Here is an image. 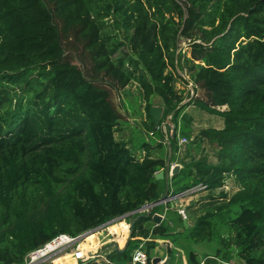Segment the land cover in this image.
Here are the masks:
<instances>
[{
  "label": "trees",
  "instance_id": "16d2710c",
  "mask_svg": "<svg viewBox=\"0 0 264 264\" xmlns=\"http://www.w3.org/2000/svg\"><path fill=\"white\" fill-rule=\"evenodd\" d=\"M114 13L133 29V68L114 59L117 47L106 30ZM180 35L193 46L187 62L194 94L185 104L166 72ZM133 80L148 101L150 130L168 115L177 128L189 105L224 118L223 127L202 131L217 144L218 162L180 157L173 192L202 184L215 199L221 189L226 202L208 205L188 230L196 241H211L215 211L237 207V248L224 240L203 257L190 249L188 264H242L236 255L244 264H264V0H0V264L22 263L60 233L77 236L166 192V178L155 174L167 160L153 155L154 144L145 141L140 157L114 134L125 118L116 96ZM154 94L164 105L158 123L150 115ZM169 142L177 152V131ZM229 176L239 183L230 198L222 190ZM156 208L134 218L127 248L112 250L111 261L131 264L129 247L148 238L146 264H153L159 240L174 242L184 232L171 208L156 224ZM88 240L95 249L98 236ZM167 254L170 264V246Z\"/></svg>",
  "mask_w": 264,
  "mask_h": 264
},
{
  "label": "rangeland",
  "instance_id": "374dc122",
  "mask_svg": "<svg viewBox=\"0 0 264 264\" xmlns=\"http://www.w3.org/2000/svg\"><path fill=\"white\" fill-rule=\"evenodd\" d=\"M117 17L118 15L114 13L112 14V16L106 19V30L112 36V40L117 47L114 59L116 61H119L121 58H123L125 60L124 66L133 68L134 65L130 63V59L131 57L137 58V55L133 51L131 45L133 29H128L126 26L120 23V21H117ZM191 58H193V46L190 45L189 41L186 38L180 35L178 37L177 45L175 48V65H170L166 72H172L174 74V87L176 88L178 93H182L184 97L182 104H185L189 100V95L192 94V86L190 83L192 82L191 73L189 71L190 64L187 62V59ZM142 66L143 65L140 64V67ZM185 79H187L188 81ZM116 100L121 106L125 118H122L115 128V137L117 140L126 141L130 149L138 153L140 157L144 156L143 151H141L143 149V143L145 141H149V143L154 144V156H163L167 161L170 157L172 162H177V164H180L181 167L183 166V164L180 163V157H184L185 160H190L191 158H199L200 156L205 155L209 158L210 162H218L217 144L211 141L208 137L202 136V131L203 129L209 127H223L224 118L222 116L208 113L205 110H202L199 106L189 105L184 108L181 115L179 116L177 128H175V123L172 119V115H168L165 118H162V130L156 131V134L152 136L150 135V131L154 128L151 130L149 129V121L147 118L146 106L148 101L144 98V92L140 84L137 81L133 80L124 90L120 92V94H118V96H116ZM149 102L154 106H162L164 109L162 99L157 94L152 95ZM174 131H177L178 141L179 138H188L187 142L182 145V147L185 149L182 151L183 154L180 157H178L177 152H173L172 150H170L171 147L169 145V139L170 136L174 134ZM159 142H162L163 145L158 146L157 144ZM186 152H189L188 157H186ZM173 181L174 179L172 177L169 180L167 178L165 179L166 186L168 185V188L170 187V190H173L175 186L173 184ZM238 188V181L233 176H229L227 178L226 185L224 186V188H222V190H225V192L228 193V198H230V196ZM220 191L221 189L213 191L212 194L216 196L215 199H210L208 197L209 192L205 189L197 190L195 194H193L192 198L190 199L191 205L187 209L191 222H194L198 215L204 213L207 207H214L215 205L226 202V197H222L220 195ZM164 207V204H160L156 209L161 212L164 210ZM171 209L173 210V208ZM239 211L240 209H238L237 207L225 209L222 211H215V216L213 219L214 234L211 241L194 240L190 236L191 233L188 230L189 228H185V230L183 228L184 232L176 233L172 238L175 239V241L173 242L174 260L170 264H188V251L190 249L197 252L201 257L205 256L206 254H214L217 248L224 247L222 244L224 240H226L228 243L227 248H230L231 251L234 250L236 246L235 236L237 230L235 224L233 223V219L237 216ZM168 216L169 218H172L174 216V212L170 211ZM173 220L175 221V218H173ZM176 224L180 223L176 221ZM173 230L176 229L173 228ZM95 232L98 234L97 231ZM92 233L94 232H89L85 236V238ZM85 238H82L81 240H79V242L83 241ZM128 238L129 234L124 239V241L119 240V246L121 248L125 245ZM160 242L161 243H158V245L151 250L153 255L164 256L167 253V250L163 246V244L166 243L167 245L168 240L162 238ZM132 251L133 247L130 246L128 249V253H132ZM68 258L70 261H68ZM235 259L238 260V262L244 264V261L241 260L237 255L235 256ZM112 262L114 264H127V261L118 256L112 258ZM75 263L76 261L73 262V257H71V251L60 253L54 259L48 261V264ZM78 264L92 263L89 261H80Z\"/></svg>",
  "mask_w": 264,
  "mask_h": 264
},
{
  "label": "built area",
  "instance_id": "2783aa9c",
  "mask_svg": "<svg viewBox=\"0 0 264 264\" xmlns=\"http://www.w3.org/2000/svg\"><path fill=\"white\" fill-rule=\"evenodd\" d=\"M190 41V39H188ZM192 86V95L194 94V87L193 82H190ZM162 130V125H157L155 130L150 131V135L154 136L156 134V131ZM188 138L183 137L179 138L178 146L179 149L177 151L178 157H180L183 153L182 151L185 149L182 147L187 142ZM143 153L145 155V152L143 150ZM177 164V162L170 161V166L163 167V169L166 170L168 180L173 177V167ZM205 189V186L202 184H198L192 188H189L185 191H181L178 193H174L173 190H170L168 188V196L164 201L160 204H164V210L163 212H156L163 216V219L166 217L167 212L170 208H173L177 213H179L183 220L187 219L189 220L188 215V206L191 204L190 199L195 194L197 190ZM186 198V199H184ZM150 203H147L143 205L142 207L135 209L133 211H130L128 213H125L123 215L116 216L98 226H96L93 230L90 229L77 235L72 236L68 233H60L53 237L48 242L44 243L43 245L32 249L27 252V254L24 257V261L22 263H13V264H41L43 262H47L54 259L56 256H58L60 253L71 251L72 256L77 261H93L97 260L101 262L102 264H114L111 259L108 257V254L115 249L116 246H119V240H118V233H112L110 232L109 228L116 224L117 222H120L122 220L127 222V229L128 234L132 232L133 228V220L136 218L139 214H142L143 212H146V210H142L144 206L148 207ZM158 204V205H160ZM155 205V206H158ZM154 206V207H155ZM154 209V208H153ZM126 219V220H125ZM129 219V220H128ZM156 224H158L156 222ZM98 232V246L95 249L88 250L87 252L83 250L82 248L78 247L79 240L82 238H85V236L89 232ZM123 235V234H122ZM148 238H145L143 242L140 243L139 246H137L132 253V259L131 264H146L149 260V254L145 248V242ZM78 242V243H77ZM113 243H116L117 245L114 246ZM110 244H113L112 247H109ZM105 245V246H104ZM104 246V247H103ZM170 246V244L166 245V248ZM103 247V248H102ZM120 247V246H119ZM172 248V247H171ZM74 250V251H73ZM154 257V256H153ZM162 257V256H161ZM152 259V257H151ZM164 260H166L165 257H162V260L158 263L161 264Z\"/></svg>",
  "mask_w": 264,
  "mask_h": 264
},
{
  "label": "water",
  "instance_id": "95a60500",
  "mask_svg": "<svg viewBox=\"0 0 264 264\" xmlns=\"http://www.w3.org/2000/svg\"><path fill=\"white\" fill-rule=\"evenodd\" d=\"M162 114H163V107L162 106H158V105L151 106V108H150V115L152 117V120L155 123H158L160 121V119L162 118ZM170 161H171V159L169 157L168 158V161L166 163V166L167 167L170 166ZM180 168H181L180 164H175L174 167H173V175L177 174L179 172ZM155 177L157 179H163V178H167L168 179L166 170L163 169V168L160 169L158 172H156ZM168 191L169 190L167 189L166 192L162 195V197L160 199H158V200H156L154 202H151L148 207L144 206V208L142 210H146L147 213H151L153 211V208H154L155 205H158V204L162 203L164 201V199L167 198ZM140 216H142V214H139L137 216V218L140 217ZM153 220L159 224V223H161L163 221V216L161 214H159V213H155L153 215ZM183 224H184V227L186 229L190 228V226H191L190 223H189V221L187 219H184L183 220ZM93 229H91V230H93ZM131 235H132V232L130 233L129 238L127 239L125 245L122 248L119 247V246H116L117 245L116 243H113L114 246H116L115 249L117 251H119V252H124L125 249L128 246V243H129L130 239H131ZM113 244H110L109 247H112ZM161 260H162V257L161 256H154L152 262H153V264H158ZM169 261H170V257H167L166 260H164L161 264L169 263ZM89 262H91L92 264H102L101 262H99L97 260H93V261H89Z\"/></svg>",
  "mask_w": 264,
  "mask_h": 264
},
{
  "label": "bare ground",
  "instance_id": "6f19581e",
  "mask_svg": "<svg viewBox=\"0 0 264 264\" xmlns=\"http://www.w3.org/2000/svg\"><path fill=\"white\" fill-rule=\"evenodd\" d=\"M109 230H110L111 234H112V233H118V240H120L121 236H123L122 234H124V232H125L126 230H128V229H127V222L124 221V220H122V221H120V222H117L116 224H113V225L109 228ZM92 235H96V236H98L97 233H92V234L88 235L83 241H81V242L79 243L78 247L82 248V249L85 250L86 252H87L88 250H92V249H94L95 244L92 242V240H88V241H87V238L90 237V236H92ZM120 241H121V240H120ZM97 246H98V245H97ZM73 251H74V250H73ZM71 257H73L72 254H71ZM73 259L76 261V259H75L74 257H73Z\"/></svg>",
  "mask_w": 264,
  "mask_h": 264
},
{
  "label": "crops",
  "instance_id": "0c3cea01",
  "mask_svg": "<svg viewBox=\"0 0 264 264\" xmlns=\"http://www.w3.org/2000/svg\"><path fill=\"white\" fill-rule=\"evenodd\" d=\"M191 198H192V197H191ZM190 205H191V204H190ZM190 205H189V206H190ZM189 206H188V207H189ZM188 213H189V212H188ZM175 214H176V212H174V216H173L172 218H175V219H176L177 214H176V216H175ZM188 215H189V214H188ZM188 221H189V223L191 222L190 217H189V220H188ZM190 225H191V224H190ZM176 229H177V231H179V230H181V227L177 226ZM122 237H123V236H121L120 240L124 241V238H122ZM165 240H166V239H165ZM167 240H168L167 244H170V247L173 248V247H174V246H173V245H174L173 242H172L170 239H167ZM160 241H161V239L159 240V243H161ZM161 245H162V244H161ZM163 246L166 248V243L163 244ZM166 250H167V248H166ZM155 256H156V255H155ZM162 257L167 258V257H170V256H169V254L166 253V254H165L164 256H162ZM170 258H171V257H170ZM68 261H70L69 258H68ZM73 262H75L74 259H73ZM79 262H80V261H77V260H76V263H75V264H78ZM68 263H69V262H68Z\"/></svg>",
  "mask_w": 264,
  "mask_h": 264
}]
</instances>
